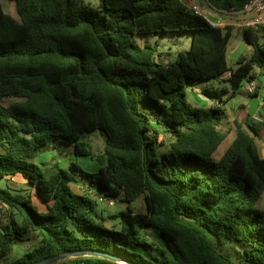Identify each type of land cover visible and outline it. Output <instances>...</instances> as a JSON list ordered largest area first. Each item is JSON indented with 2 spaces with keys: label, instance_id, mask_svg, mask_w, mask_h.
Instances as JSON below:
<instances>
[{
  "label": "trees",
  "instance_id": "16d2710c",
  "mask_svg": "<svg viewBox=\"0 0 264 264\" xmlns=\"http://www.w3.org/2000/svg\"><path fill=\"white\" fill-rule=\"evenodd\" d=\"M9 1L16 16L0 0V180L21 176L45 210L29 195L0 188L2 202L21 218L10 216L0 228V264L78 252L128 264H236L225 253L228 242L245 246L243 264H264L260 131L239 125L217 158L229 90L202 86L203 95L218 102L208 109L187 102L190 89L212 79L229 81L233 94L261 80L250 96L259 97L261 32L243 30L253 51L230 69L233 28L213 26L185 0H99L98 7L85 0ZM249 1L208 0L219 11H240ZM175 33H191L192 41L171 63L156 62L159 44L139 47L132 40ZM95 132L105 140L98 154L89 137ZM162 133L173 142L160 156ZM46 148L92 157L99 169L89 172L73 162L47 176L35 162ZM76 182L85 184L82 193L73 188ZM99 195L126 204L113 216L117 224L108 226L97 213ZM140 198L146 212L131 207ZM147 232L157 244L142 236ZM32 233L41 244L5 263ZM54 264L124 263L78 256Z\"/></svg>",
  "mask_w": 264,
  "mask_h": 264
},
{
  "label": "rangeland",
  "instance_id": "374dc122",
  "mask_svg": "<svg viewBox=\"0 0 264 264\" xmlns=\"http://www.w3.org/2000/svg\"><path fill=\"white\" fill-rule=\"evenodd\" d=\"M4 9L7 13L16 16V9L13 2L9 0H2ZM186 3L192 7L193 5L197 4L200 7V10L207 15L212 16L217 13L216 11L208 2V0H185ZM85 2L91 6L98 7L99 0H85ZM225 22L228 24L229 27L233 28V34L228 44V56L227 62L230 69H235L238 65V60L242 56L250 57L253 48L250 44H248L243 35V29L238 26L240 22L244 21V18L238 15H226ZM262 36L259 40L260 44L264 45V32H261ZM132 40L139 46L145 47L146 45H156L159 44V51L156 56V62H164V63H171L174 61L175 56L178 51L181 50H189L191 47L192 41V34L191 33H175V34H146V35H133ZM256 72H260V69H256ZM261 80H257V86L260 85ZM199 86H219L225 87L230 92V102H233V106L230 109L226 110L225 118L223 120V124L221 126V132L225 135L223 141L221 142L218 151L215 154V157H220L224 151L230 147L237 136V129L239 125H242L244 129L251 132L250 127L253 126L260 131L259 137H257V143L260 147V150L264 156V126L262 123L256 121L252 116H249L248 110V99L249 94L246 92L245 87L243 86L240 88L236 94H233V87L231 86L230 82L227 80L222 79H212L207 81H199ZM263 85V84H262ZM263 87L260 89L262 90ZM264 91V90H263ZM247 94L248 96H246ZM229 95L224 97L226 100ZM244 97L245 100L243 99ZM187 102L195 106L192 102V98L188 95ZM218 103V102H217ZM216 103V104H217ZM263 109V107H262ZM142 110L146 112L148 115L154 118V112L148 108L142 106ZM156 130H160L159 125H154ZM92 138V143L94 146V153L98 154L104 149L105 140L104 137L101 135L100 132H95L89 135ZM159 140L163 142V145L159 147L158 153L160 156H163L165 152L170 151L171 143L173 139L169 136H166L164 133L160 134ZM54 156L56 157V161L61 162V164H46L43 165V171L47 176H52L56 173L58 167L66 166V168H70L73 162H77L82 167H86V170L89 172H93L91 168H88L86 164H91L87 158L84 157H77L76 155L60 151V149H53ZM55 159V158H54ZM49 165V166H48ZM32 186L27 185L25 180L21 176H16L14 178H9L6 180H0V188H8L13 194H23L31 196L34 204L41 210H45V206L40 203L37 199L35 192L31 188ZM81 189L76 191L81 192ZM131 207L137 212H146V206L144 203V199L140 198L136 202H134ZM259 207L264 209V194L259 202ZM126 208L125 203H117L114 207H107L105 205H98L97 213L109 224H117L118 221L113 219V216L117 215L121 210ZM15 211L9 207V205L2 202L0 199V228L2 225H5L11 217L15 218L17 221H21V218L14 213ZM11 216V217H10ZM156 233L157 237L161 240L160 235L155 231L151 230ZM142 236L149 242L157 244V240L155 235L151 234L150 232L143 233ZM41 244V239L36 234H31L29 239L24 242H19L18 245L15 247L13 253L5 260V263H11L18 258H20L24 253L38 247ZM225 253L230 255L236 264H243L245 246L241 242H228L225 246ZM138 252L142 254H146V250L142 247L137 249ZM152 253V251H151Z\"/></svg>",
  "mask_w": 264,
  "mask_h": 264
},
{
  "label": "built area",
  "instance_id": "2783aa9c",
  "mask_svg": "<svg viewBox=\"0 0 264 264\" xmlns=\"http://www.w3.org/2000/svg\"><path fill=\"white\" fill-rule=\"evenodd\" d=\"M192 9L196 11L197 13L203 14L205 18L213 25L216 27H222V28H227L229 27L228 24L225 22V17L226 15H238L244 18L243 22H240L238 26L242 28L243 30L245 28L251 29V30H256L259 32H264V0H250L245 7L240 10V11H218L219 15L215 12V16H210L207 14H204L201 10L199 5L195 4L192 6ZM231 76V72H228L225 75V78ZM245 90L246 92L251 96L254 94V92L257 89V83L255 81L253 82H248L245 85ZM264 101L260 102L259 109L255 115L252 117L260 122H264ZM97 202L101 205H105L107 207H114L117 205V203H120L119 198H113V197H107V196H96L95 197Z\"/></svg>",
  "mask_w": 264,
  "mask_h": 264
},
{
  "label": "crops",
  "instance_id": "0c3cea01",
  "mask_svg": "<svg viewBox=\"0 0 264 264\" xmlns=\"http://www.w3.org/2000/svg\"><path fill=\"white\" fill-rule=\"evenodd\" d=\"M212 16L214 17L215 14H213ZM203 87L197 86V87H194V88L190 89L189 90V95L192 98V102L195 104V106L208 109L211 106H213L217 102V100H211V99L207 98L206 96H204L203 93H202V88ZM214 87H219V86H214ZM219 88H223V87H219ZM263 90H264V87H263L262 90L259 91L260 96L258 98L260 99V102L264 101V91ZM245 95L248 96L247 94H245ZM245 98L246 97H244L243 99L245 100ZM250 99H251V97L249 96V99L247 101L248 110H249ZM230 100L228 102H225V103L222 104V108L224 109V118L226 116L225 115L226 110L230 109V107L233 106V104H234L233 102H230ZM52 152H53L52 148H46L45 150L40 152L39 156L36 158L35 162L42 168V170H43V165H46V164H49V165L52 164V163L61 164V162L56 161V157L54 156V154ZM84 158H87V160L91 162V164H86V166L88 168H91V170L93 172H96L99 169L98 163L92 157H84ZM60 167L66 168V166L65 167L64 166H60ZM83 168L86 170V167H83ZM72 186L76 190L81 189L80 191H82V192L85 189V184H83L81 182L73 183Z\"/></svg>",
  "mask_w": 264,
  "mask_h": 264
},
{
  "label": "water",
  "instance_id": "95a60500",
  "mask_svg": "<svg viewBox=\"0 0 264 264\" xmlns=\"http://www.w3.org/2000/svg\"><path fill=\"white\" fill-rule=\"evenodd\" d=\"M259 105H260V99L257 96H254L250 99L249 114L251 116H253L257 113V111L259 109ZM78 256H99V257L107 258V259L112 260V261L128 264V263L124 262L123 260H120L117 257L110 256L108 254H103V253H95V252H89V253L88 252L87 253L86 252H78V253H74V254L60 255V256H56V257H52V258L42 260L40 262H36L35 264H54V263H57L59 261L65 260L67 258L78 257Z\"/></svg>",
  "mask_w": 264,
  "mask_h": 264
}]
</instances>
